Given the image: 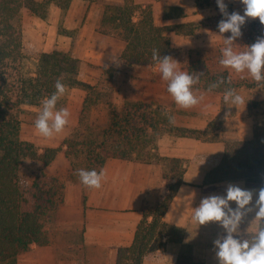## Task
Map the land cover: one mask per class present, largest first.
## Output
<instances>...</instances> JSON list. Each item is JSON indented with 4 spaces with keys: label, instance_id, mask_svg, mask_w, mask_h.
Returning a JSON list of instances; mask_svg holds the SVG:
<instances>
[{
    "label": "crops",
    "instance_id": "obj_1",
    "mask_svg": "<svg viewBox=\"0 0 264 264\" xmlns=\"http://www.w3.org/2000/svg\"><path fill=\"white\" fill-rule=\"evenodd\" d=\"M79 1L83 0H73L68 9L71 11L75 9ZM173 1L176 2L161 0L159 4H150L157 24L170 25L194 21L198 22V25L192 34L178 33L173 29L168 32L171 40L170 56L180 63L181 71L189 72L191 59L202 57L212 73L228 72L234 84L232 89L244 97L245 104L239 107L229 106L224 104L223 100L226 90L193 86L194 93L203 97L201 103L189 109L181 108L167 91L168 82L162 78L157 63L150 64L152 68H147L143 74H138L141 76L140 80L146 83V94L160 100L161 103L158 104L175 117L176 126L195 129L200 131V134L179 135L164 131L156 138L155 145L140 148L133 152L131 158L108 157L103 167L97 171L99 173L103 170L105 174L98 189L83 187L80 178L69 177L68 164L62 166V172L51 173L49 169L55 166V161L59 159L57 157L55 161L44 167L45 172H50H46L47 174L66 175L63 189V196L66 193V198L63 197L55 211L69 207L72 212L69 215L66 213L65 216L62 215L63 213L59 214L52 219L51 224H47L48 243L33 242L28 249L20 251L13 259L0 264H117L119 249L134 243L145 208L155 207L167 193V182L176 181L174 176H171V179L164 176V173L170 170V158L180 159L184 171L182 181L169 202L163 220L183 226L186 230L184 239L180 243L167 241L165 248L146 256L142 264H179V256L185 251L183 244L190 245L193 257L203 264H219L214 241L226 234L224 229L218 222L199 225L193 220V214L203 198L213 194L226 195L229 184L255 190L256 195L250 205L255 206L260 184L245 179L207 183L205 179L207 174L221 163L227 142L251 139L255 135L257 126L264 128V82L258 83L247 72L237 73L232 69L224 68L219 63L222 58L221 49L225 47L224 39L231 33H219L218 23L225 17L221 15L217 0H213L212 4L205 7H198L197 2L191 3L188 0ZM115 2H123V0ZM225 2L233 5L234 12L243 15L244 5L241 0H225ZM105 3L106 0H99L97 3L104 5L103 9L98 10L97 28L100 32H102L100 25L106 9ZM167 6H180L184 14L179 17L164 18L163 13ZM91 12L92 9L89 14H92ZM209 20L212 24L206 25ZM247 20H259V18H247ZM243 27L241 29L243 35L233 43V49L237 52L251 45L247 37L248 27ZM85 30L86 28L83 29V34L86 33ZM260 31V36H264V24ZM176 48L179 49L180 57L174 53ZM190 49L203 51H196L194 53L196 56L191 57ZM104 53L94 60L102 65L115 63L109 58L111 53H108L110 55ZM121 54L122 52H119L116 58H122ZM129 64L134 67V71L131 72H137L136 67L141 63ZM137 99L140 98L129 100ZM141 100L145 99L141 98ZM76 122L77 119L71 114L67 128ZM24 138L40 144L41 151L46 150L47 147L59 148L62 145L63 150L59 156L62 157L63 154L64 157L66 145L58 136L42 137L38 142L37 136ZM69 192H80L78 195L80 199L70 200ZM230 203L233 208L236 207L235 202ZM254 217L255 211L245 217L240 225L242 232L250 227ZM149 219L152 220V216ZM244 238L249 237L245 235ZM164 239L166 240L167 237Z\"/></svg>",
    "mask_w": 264,
    "mask_h": 264
},
{
    "label": "trees",
    "instance_id": "obj_2",
    "mask_svg": "<svg viewBox=\"0 0 264 264\" xmlns=\"http://www.w3.org/2000/svg\"><path fill=\"white\" fill-rule=\"evenodd\" d=\"M73 0H0V263L16 257L33 242L46 244L49 242L47 217L54 212L63 200L65 179L61 174H47L42 170L36 175L33 183L23 189L19 176L22 165L28 158L38 160L43 168L51 163L58 148H47L40 153L31 141L21 136V115L25 106H40L44 98L55 91L57 79L65 86L84 85L94 92L96 98L87 96L85 109L90 103L100 101V93L96 86L79 78L81 60L66 51L53 50L41 53L30 65L25 51L23 35V12L25 9L45 18L53 6L67 10ZM198 7L209 6L213 0H196ZM140 16H136L138 9ZM184 14L180 6H167L164 18L179 17ZM198 22L159 25L155 22L152 5L141 6L132 0L110 2L101 21L100 30L110 34L118 30L126 42L122 58L129 63L156 64L152 60L153 49L159 50L161 56L171 53L170 30L178 33H194ZM248 27L247 37L250 44L256 42L263 24L259 20H247L243 25ZM111 70V69H108ZM189 73L200 74L199 82L193 86L224 83L213 88L232 89L228 72L212 73L202 57L191 59ZM98 99V100H97ZM251 106H253L251 104ZM171 112L163 106L147 101L127 100L123 106L110 117L109 131L114 134L112 142L118 143L104 153L105 142L80 150L73 145L75 153L79 150L85 155L87 170L99 171L108 157L131 158L133 152L145 146H139L143 137H151L146 141L155 145V140L164 131L179 135H199L200 131L179 127L169 122ZM173 116V115H172ZM66 142V141H65ZM130 143L127 150L119 143ZM68 141L65 143L67 144ZM86 143V142H85ZM87 144V143H86ZM176 182L170 187L171 192L160 200L153 208H145L144 216L139 223L134 243L129 247H121L117 264H142L146 256L158 249H163L167 241L183 242L185 228L167 223L163 215L182 181L183 166L178 158L169 159ZM69 170V169H68ZM73 170L72 177H76ZM170 178V177H168ZM245 179L264 187V128L257 126L255 135L248 140L229 141L224 157L219 165L206 176L207 183L221 180ZM152 216V220L149 217ZM167 237L165 240L164 238ZM250 238V236L248 235ZM185 251L180 254L179 264H203L192 255L191 246L183 244Z\"/></svg>",
    "mask_w": 264,
    "mask_h": 264
},
{
    "label": "rangeland",
    "instance_id": "obj_3",
    "mask_svg": "<svg viewBox=\"0 0 264 264\" xmlns=\"http://www.w3.org/2000/svg\"><path fill=\"white\" fill-rule=\"evenodd\" d=\"M115 1L116 0H106L105 5ZM132 1L143 7L149 4H159V2H161V0ZM166 1H169V3L176 2L173 0ZM188 1L191 3L196 2L195 0ZM98 2L99 0L79 1L78 5L75 9H72V11L69 9L62 10L57 7H51L47 17L45 18L34 14L28 9H25L23 12L24 44L25 51L30 60V65L33 66L32 63L43 52H49L55 49L66 51L81 60L79 78L84 82L95 85V91L100 93V101L98 103H90L89 107H86L85 109V98L87 96H90L92 99L96 98L93 90L89 91L84 85L73 87L67 86L66 93L57 103L58 109L61 107L68 108L71 111V114L74 115V118L77 119V122L73 126H70V128L66 127L62 133L56 135L60 138L62 143L65 144L68 141V143L65 144L66 149L64 157L63 154L62 157H60L61 150H63L62 145L59 148L49 147L58 148L55 160L57 157L59 158L57 161L54 160L55 166H52L49 170L51 173H60L63 170L62 166H64V164H68L67 174L69 177L72 176L70 174H73L72 172L74 169L76 178H80L78 175L79 169L87 170L85 155L80 150H87L89 146H94L99 142H105V149L103 150L104 153L107 150L116 147V144L118 143L112 142L115 136H113L114 134H111L112 130L109 131L110 117L116 110H119L127 100L142 98L147 100L149 103H153L154 106L161 103L155 96L151 97L146 94V83L140 80L141 76L138 75L143 74L147 68H152V65L138 64V67H136L137 72H131L134 67H131V64L128 62H124L122 58L117 59L118 64L113 63L111 65H102L94 60L98 58L99 55H103L104 52V54L107 55H110L108 53H111L110 57L113 55L116 57L119 52H122L125 46V41L118 30H114L110 34H104L97 28L98 10L101 8L103 9L104 7V5L97 4ZM225 3L227 4V11L229 13L234 12L233 5L228 2ZM91 9L92 14H89ZM141 12L142 9L139 8L136 16H140ZM221 15L223 16L222 13ZM209 24H212L211 20H209L206 25ZM84 28H86L85 34H83ZM259 37L261 36L259 35L257 38ZM257 38L255 40H257ZM202 49H190L189 55L191 57H195L196 55L194 53L196 51L202 52ZM178 50L179 49L177 48L174 49V53L177 57H180ZM152 89H154V87H152ZM40 110L41 105L25 106L21 115V131L23 138L26 136H37L36 141H41L42 137L39 138L40 135L38 134L34 124ZM143 138L144 139L139 146H149L150 144L146 141L151 139V137H148V139L146 137ZM24 139L28 140V138ZM31 142L35 144L40 153H44L46 151H41L40 144L36 143L34 140ZM119 144L127 150L135 147V145L131 146L130 143L127 144L122 142ZM73 145H76L75 147L80 149L78 153H75L72 149ZM42 170L44 171V168L40 161L32 158L26 159L22 165L19 176L21 187L25 189L30 186L36 175ZM46 172L50 173L49 171ZM174 174L173 170L170 169L164 173V176L167 179H171V176H174ZM175 182H167L168 189L164 197L171 192L170 187ZM82 185L83 187L85 186L83 183ZM79 194L80 192H69V199L78 200ZM73 196L74 198H72ZM63 197L64 199L66 198V193ZM71 212L72 210L69 207L65 209L60 208L58 211L53 212L50 217H47L46 225L51 224L52 219L59 216V214L61 215L63 213L62 215L65 216L66 213L69 215Z\"/></svg>",
    "mask_w": 264,
    "mask_h": 264
},
{
    "label": "clouds",
    "instance_id": "obj_4",
    "mask_svg": "<svg viewBox=\"0 0 264 264\" xmlns=\"http://www.w3.org/2000/svg\"><path fill=\"white\" fill-rule=\"evenodd\" d=\"M244 5L243 15L240 12L227 11L225 0H217L218 7L225 17L218 23L220 34L230 32L231 35L224 39L221 49L222 58L219 63L226 69H232L237 73L247 72L250 77L258 82H264V36L257 38L256 42L247 45L243 51H235L233 43L243 35L242 26L247 18H259L264 24V0H241ZM117 63V58L110 57ZM152 60L158 65L162 78L168 82L167 91L174 102L181 108L189 109L201 103L203 97L193 91V85L197 84L202 73L194 75L187 71H181L180 63L171 56H161L159 50L153 49ZM231 78L229 77V83ZM224 83L221 79L218 83L210 85V89ZM56 91L41 102V110L34 121L38 134L44 138H52L62 133L69 124L70 110L66 107L57 108L59 99L64 96L67 88L61 80L55 83ZM224 104L237 106L245 104L244 97L235 89H227L223 96ZM169 122L175 124L174 116L169 115ZM78 175L81 182L91 188H100L104 178V171L99 173L93 170L79 169ZM255 190L244 189L236 184H229L226 195H209L202 199L195 208L193 220L199 225L209 222H218L226 234L219 236L214 241L216 257L219 264H264V187L258 190L255 206L252 204ZM230 202H235L233 208ZM255 211V217L249 228L242 232L240 225L245 217ZM249 235L250 238H244Z\"/></svg>",
    "mask_w": 264,
    "mask_h": 264
}]
</instances>
